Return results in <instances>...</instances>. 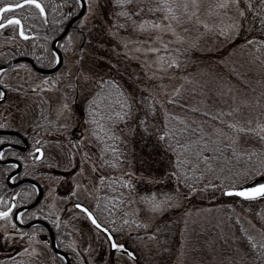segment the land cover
Segmentation results:
<instances>
[{"label":"rangeland","instance_id":"obj_1","mask_svg":"<svg viewBox=\"0 0 264 264\" xmlns=\"http://www.w3.org/2000/svg\"><path fill=\"white\" fill-rule=\"evenodd\" d=\"M222 2L200 0L198 15L212 28L205 30L194 23L180 24L176 26L177 31L188 27L189 39L179 42L164 27H154L157 21L163 26L169 23L164 19V9L157 7L159 0H140L132 18L119 24L108 6L109 0H86L76 29L65 37L68 52L59 82L46 84L43 78L18 68L11 69L9 75L4 74L9 83H19L15 95L21 96L20 101L12 107L20 112L13 118L15 123L26 122L30 110L32 113L45 110L53 113L55 125L60 128L54 133L46 131V137L55 139L47 153L56 159L46 166L47 195L52 194L54 180H59L55 195L61 197L69 190L71 197L86 198L89 204L99 193L101 177L111 173L103 166L101 150L88 131L68 143L69 129L78 119L74 105L92 94L105 78L116 79L129 96L131 121L121 120L120 130L124 129L129 139V165L132 166L117 173L127 175L131 181L127 193L134 198L122 204L123 224L119 227L118 241L125 243L136 259L120 253L109 254L103 235L81 220H71L66 231L74 253L73 264H252L239 232L251 236L253 241L264 242V198L243 200L221 194L204 199L193 191L188 194L176 191L168 172L156 177L165 164L162 160L156 161L157 152L153 145V150L150 148L152 132L166 112L169 97L172 100L182 93H189L187 102L205 106L226 120L239 121L248 128L264 124V64L245 43L258 30H264L260 9L256 7L260 0H252V10L246 8L245 0H240V7L246 11V23L234 6L214 7ZM233 19L241 21L239 34L219 35ZM141 21L151 23L141 27ZM157 37L172 43L165 49ZM193 39L198 40L194 47L190 46ZM29 44L12 40L0 43V48L23 50ZM151 48L159 52L150 51ZM160 53H166L163 61ZM173 58L178 68L168 67ZM160 64L164 67L157 66ZM70 83L77 90L72 99L66 88ZM141 120L147 131L141 126ZM228 140L247 142L240 133L238 139ZM156 165L161 167L154 173ZM133 168H137L138 174L131 173ZM128 212L134 221L130 226L125 224ZM132 226L139 228L134 230ZM9 231L6 225H0V255L35 253L38 261L34 264H60L47 245L12 244ZM194 247L199 249L198 254L193 253Z\"/></svg>","mask_w":264,"mask_h":264},{"label":"flooded vegetation","instance_id":"obj_2","mask_svg":"<svg viewBox=\"0 0 264 264\" xmlns=\"http://www.w3.org/2000/svg\"><path fill=\"white\" fill-rule=\"evenodd\" d=\"M3 2H10V0H0V3ZM16 2H19V0H16ZM42 3L46 8V16L44 17L39 15L34 6L29 5L13 9L10 13L21 19L27 33H35L36 35H29L28 39H25L19 35L17 26L6 25L0 28V43L12 40L30 43V47L23 50L15 49L13 51L0 48V65L9 64L21 57L31 60V62L17 60L2 68L3 72H0V91L5 93L3 97H0V126H2L0 127V151L4 153L3 156H0V198H2L0 210L9 207L8 202L15 205L10 218L0 217V225H6L10 229L12 244L29 242L32 246L47 245L49 251L60 261V264H65L66 258L69 264H73L74 253L70 247L69 234L66 231L71 220L74 222H80L81 220L88 224L91 229L103 235L108 244L109 254L120 253L125 255V252L121 249L112 248L108 235L93 225L83 209L76 206L77 204H83L87 207L99 224L109 229L115 241L122 243L118 241L119 227L123 224L122 212L118 208L116 216H114L109 207L108 199L106 198L102 202L99 201L100 190L93 203L89 204L86 198L76 195L71 197L69 190L63 194L64 196L55 195L54 189L59 188L60 182L54 180V189H51L52 194L47 195L46 166H50L53 160L56 161V159L47 153V148L52 146L51 143L55 139L49 136L46 137V131L52 130L54 133L60 129L55 125L53 113L45 110L32 113L30 110L26 122L22 123V120H18L15 123L13 120L14 116H18L20 113L19 110L12 109L20 101L21 96L19 94L15 95L19 83H9L8 76L4 74L9 75L11 69L18 68L43 79L48 77L47 84L59 82L61 80V70L65 63V54L68 52L66 51L65 37L72 29H76L77 20L69 25L66 33L56 41L54 46L53 40L62 32L70 19L76 15L79 4L77 0H42ZM7 15L5 14V17ZM52 50L60 53V64L49 72L39 71L38 69L51 68L56 65L57 62H53L51 59ZM41 53H44V56H41ZM53 81L55 83H52ZM66 88L71 99L72 96L74 98L77 95L75 84L70 83ZM91 95L84 97L80 104L74 105L78 114L76 119H78L69 129L68 143L70 144L80 139L86 130L82 119H80L81 117H79L82 113L79 108L84 99ZM36 141H39L38 146H42L46 154L42 158V162H34L36 153L33 152L32 155H29ZM45 141L50 143H45ZM12 165H15V167H12ZM12 177H17V179H12ZM64 182L67 183L66 180ZM25 193H28V195H25ZM15 213L19 214V219H16ZM115 228L117 229L116 233L114 232ZM52 242L58 250L64 253L66 258L54 251ZM122 244L125 245V243ZM25 254L12 252L1 254L0 264H34L35 261H38L35 253ZM23 255L25 257H22Z\"/></svg>","mask_w":264,"mask_h":264},{"label":"trees","instance_id":"obj_3","mask_svg":"<svg viewBox=\"0 0 264 264\" xmlns=\"http://www.w3.org/2000/svg\"><path fill=\"white\" fill-rule=\"evenodd\" d=\"M139 2L140 0H109L108 6L116 15L119 24L132 18ZM122 12H127L128 15H122ZM257 32L252 36L256 38L255 41L247 45L264 64V45L260 44V41L264 40V30L260 29ZM251 38L249 37L247 40ZM103 81H114L115 85L105 84ZM117 92H121L123 95L118 96ZM109 93L111 96H109ZM188 97L189 93H182L174 97L168 103L166 112L155 124V131L152 132V138H150V148L153 150L151 147L153 145L154 151L157 152L155 155L156 161L162 160L165 164L164 169L156 173V177L168 172L174 190L188 194L192 191V188H195V192L199 193L201 197L210 199L220 196L222 190L226 187L238 186L264 175V168L261 167L264 164V139H261L260 135L257 134L259 130L257 129L256 132H240L247 142L233 143L225 139L222 141L223 145L231 144V147L217 144L211 140V137L202 135V132L198 129H202L203 132H211L213 127H224V125H220V120L215 119L219 116L205 106L187 102ZM121 104L130 106V112L129 108H124V111L130 115L132 105L126 91L116 79L105 78L98 84L92 95L84 99L79 108V111L82 112L79 117H81L80 119H82L90 137L104 152L102 164L111 173L100 180L99 201L102 202L107 198L114 216H116L118 208L119 211L124 212L122 211L123 202H132L134 198L133 194L127 193L131 188L124 183L127 180V175L117 173L119 169L125 167L128 169L132 166L129 165V139L125 136V130H120L121 120H117V123L113 125L104 119L109 115L108 105H111L113 110L119 111ZM92 109L96 111H92ZM206 113L212 115L208 116ZM129 115L125 122L131 121ZM219 118L227 121L222 117ZM166 123L167 128L165 127ZM95 124L105 125L119 139L108 137L107 133L101 132L99 128L95 127ZM182 128L188 130L177 135ZM164 131L172 133V136L161 140L160 133ZM93 132H98L99 137L94 136ZM100 137H103V139ZM197 137H200L205 143L197 141ZM186 141H196V143L183 151L176 147L177 143L183 144ZM196 151H200L208 159L198 158L195 155ZM177 155L180 156L179 168L176 167ZM160 167V165H156L153 172L158 171ZM136 169L133 168L130 172L136 175L138 174ZM173 172H176L175 176L172 175ZM180 181H183V183H180ZM132 218V213L128 212L125 216V224L133 225ZM131 228L138 230L139 227L132 226ZM114 232L116 233V228ZM239 234L252 264H264V248L260 247L264 242L259 239L256 241L248 240L245 233L239 232ZM253 244L256 245L255 248L252 247ZM193 253L198 254L199 249L194 247Z\"/></svg>","mask_w":264,"mask_h":264},{"label":"snow or ice","instance_id":"obj_4","mask_svg":"<svg viewBox=\"0 0 264 264\" xmlns=\"http://www.w3.org/2000/svg\"><path fill=\"white\" fill-rule=\"evenodd\" d=\"M77 3H80V0H77ZM245 4H246V8L248 10L253 9L252 0H245ZM23 5L34 6V8L36 10H38V13L41 17L46 16V8H45V5L42 3V0H19V2H16V0H10V2L0 3V28L5 27L6 25L17 26L18 31H19V35L25 39H28L29 35L34 36L36 34L35 33H27L24 29V26L22 24L21 19L16 15L10 14L13 9L20 8ZM233 6L235 7L239 17L242 18L244 20V22L246 23L247 22L246 11H245V8L240 7V0H223L222 3H217L214 5L215 8H220V9L229 8V7H233ZM157 7H162L164 9V11L166 12L164 19L169 20V23L166 26H163V25H161V23L159 21H157L155 23L154 27H156V28L164 27V29L167 32H170L174 35L175 41L183 42L186 39H189V36H188L189 28L188 27L180 28L179 31H177L176 26H179L180 24L194 23L195 25H202L205 30L212 28L211 24L207 23L206 20L201 19L200 16L198 15V13L200 11V0H159V5H157ZM211 7L212 6L209 7V12H211ZM256 7L260 9L259 15L262 17L260 23H261V25H264V0H260L259 5H257ZM137 11H139V9H137ZM5 14H8V15L5 17ZM121 14L122 15H128L127 12H122ZM46 22L47 21L45 20V23ZM145 23H151V21H141V27H143ZM217 27H219V25H217ZM241 27H242L241 21L239 19H233L231 24L227 25L226 28L222 29L219 32V35H221V36H227V35L236 36L239 34ZM181 33H183V34H181ZM157 39L160 40L161 44L163 45V47L165 49H167L169 47L170 43H172L171 41L165 42L164 39L161 37H157ZM255 39H256L255 37H252L250 40H246L245 43L251 44L253 41H255ZM68 42L71 43V40L69 39ZM196 43H198V40L193 39L190 46L194 47ZM260 44L264 45V40H261ZM150 51L159 52V49L151 48ZM176 51L179 52L180 48H177ZM165 54L166 53H160V59L162 61H163ZM41 56H44V53H41ZM51 59L53 62L58 63V62H60L61 57L57 54V52L55 50H52L51 51ZM173 65L176 66L177 68L179 67V64L177 63V60L175 58H173L171 60V63L168 65V67H171ZM157 66L163 68L164 64H160ZM0 72H3L2 68H0ZM44 82L47 84L48 77H44ZM52 83H55V81H53ZM103 83H105V84L111 83L112 85H115L114 81H111V82L103 81ZM33 87H35V85H33ZM176 91L178 92L179 89H177ZM4 95H5V93L3 91H0V97H3ZM117 95L121 96V95H123V93L117 92ZM174 95H176V92H173V96ZM109 96H111L110 93H109ZM97 99H99V97H97ZM169 100L171 102V97H169ZM64 107H67V105H65ZM149 107L151 108L152 105L149 104ZM124 108H129V112L131 110L130 106L127 104H121L119 111L113 110L112 106L108 105L109 115L107 117H104V119L113 125H115L117 123V120H126L128 118L129 113H126L124 111ZM92 111H96V110L92 109ZM153 111H155L154 108H153ZM206 115L211 116L212 114L206 113ZM222 115H223V113H221V116ZM145 119H146V117H145ZM177 119H179V117H177ZM215 119L220 120V125H224V127H221V126L213 127L211 132H203L202 129H198V130L202 132V135L211 137L212 141H214L215 143L220 144L224 147H231V144L223 145V143H222L223 140H225V139L236 140V139H238V134L240 132H256L258 129L259 131L257 132V134L260 135L261 139H264V124H257L256 128L253 129V128L245 127L239 121H234V120L225 121V120L220 119L219 117H215ZM93 122L95 123V121H93ZM249 123H250V121H249ZM140 124H141V126H143L145 128V131H147V126L144 124V120H141ZM0 127H2V126H0ZM61 127H63V125H61ZM95 127L99 128L101 132H106L108 137H115L116 139H119V137L115 136V133L111 129L106 127L105 125L95 124ZM165 127L167 128V123L165 124ZM187 130H188L187 128H182L179 130V133H177V135H179L180 133L186 132ZM92 134L94 136L99 137L98 132H93ZM171 136H172V133L167 132V131L160 133V139L161 140H164L166 137H171ZM100 138L103 139V137H100ZM197 141H199L200 143H205V141H203L200 137H197ZM45 143H50V142L45 141ZM194 143H196V141H186L183 144L177 143L176 147L183 151L185 149H189L190 145H192ZM38 145H39V141H36L33 144L31 152H29V155H32L33 152L37 154L34 157V162H42V158H44L46 155L44 150H43V147L38 146ZM169 147H170V145H169ZM113 151H115V149H113ZM3 155H4V153L2 151H0V156H3ZM100 155L104 156V152L101 151ZM195 155L200 159H204V160L208 159L207 157H204L200 151H196ZM85 159H87V154L85 155ZM176 160H177L176 167L179 168L180 167V156L179 155H177ZM81 163H83V161H81ZM12 167H15V165H12ZM261 167L264 168V164H262ZM93 168L95 170V165L93 166ZM172 175L175 176L176 172H173ZM12 179H17V177H12ZM101 179H103V177H101ZM124 183L127 186L131 187V184L129 183L128 180H125ZM180 183H183V181H180ZM192 191L195 192L196 189L192 188ZM224 192H225V194H235L239 197L246 198V199L264 198V180L253 181L251 184H249L247 186L227 187L224 189ZM25 195H28V193H25ZM169 198H171V197H169ZM0 201H2V198H0ZM8 203L10 204L9 207H7L5 210H0V217L10 218V214H13V208L15 207V205L11 204V202H8ZM76 206L78 208L83 209V211L85 213H87V215H88L89 219H91L93 225H95L97 227H102V225H100L99 222L97 221V219L94 217L93 213L87 207H85L83 204H77ZM14 215L16 216V219L20 218L18 213H15ZM103 231L105 233H108V239L111 242L112 248L124 249L125 245L122 243L116 242L114 237L112 236L111 232H109V229L107 227H104ZM248 240H252V237L249 236ZM252 247L255 248L256 245L253 244ZM260 247L264 248V244H261ZM25 251H27V250L25 249ZM35 251H36V249H33V252H35ZM128 254L132 255L133 253H128Z\"/></svg>","mask_w":264,"mask_h":264},{"label":"water","instance_id":"obj_5","mask_svg":"<svg viewBox=\"0 0 264 264\" xmlns=\"http://www.w3.org/2000/svg\"><path fill=\"white\" fill-rule=\"evenodd\" d=\"M85 7H86L85 1H84V0H80L78 12H77L76 15H74V16L70 19V21L65 25L64 29L62 30V32H61V33H60V34H59V35L53 40V45H54V46H55L56 41L66 33V31H67L69 25H70L72 22H74L75 20H77V19H78L83 13H84ZM57 54L60 56V53H59L58 51H57ZM17 60H28V61L31 62V60H30L29 58H26V57L18 58V59H16V60L12 61V62H15V61H17ZM60 61H61V60H60ZM12 62H11V63H12ZM11 63L0 65V68H4V67H6V66H9ZM59 64H60V62L56 63V65L53 66V67H51V68L38 69V70L41 71V72H49V71H51V70H54ZM262 180H264V175L258 176V177H256L255 179H253V180H251V181H249V182H247V183H244V184H242V185H239V186H247V185L251 184L253 181H262ZM226 188H227V187H226ZM224 189H225V188H224ZM224 189H223V191H222V195H223V196H235V197H237V198L247 200L246 198L239 197V196H237V195H235V194H225ZM86 215H87V213H86ZM87 216H88V215H87ZM88 219H89V217H88ZM89 221L92 223L91 219H89ZM92 224H93V223H92ZM98 228H100V229L103 231L104 226H102V227H98ZM103 232H104V231H103ZM106 234L108 235V233H106ZM52 248L54 249L55 252H57V253L61 254L62 256H64V253L56 248L54 242H52ZM121 250H122L123 252H125L126 255L130 256L132 259L135 258L133 254H132V255H129V254H128V253H132L128 248L124 247V249H121ZM64 257L66 258V256H64ZM1 264H6V263H1ZM65 264H69L67 258H66V260H65Z\"/></svg>","mask_w":264,"mask_h":264}]
</instances>
